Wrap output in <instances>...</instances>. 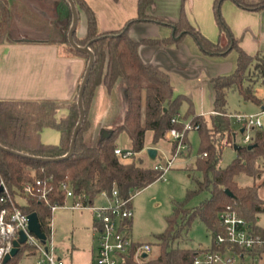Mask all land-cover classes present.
I'll use <instances>...</instances> for the list:
<instances>
[{"label": "trees", "instance_id": "obj_1", "mask_svg": "<svg viewBox=\"0 0 264 264\" xmlns=\"http://www.w3.org/2000/svg\"><path fill=\"white\" fill-rule=\"evenodd\" d=\"M62 1L68 8L67 19L62 25L65 36L62 46L68 55L84 57L87 70L90 55L71 45L67 35L73 24V12L68 0ZM73 1L78 12H83L87 18L85 37L80 38L76 30L74 40L79 46L89 44L95 55L83 95L85 120L77 135L74 153L70 158L60 161L40 159H55L69 152L74 130L80 119L77 99L0 100V145L10 150L0 148V188L4 182L22 212L27 215L36 213L42 231L49 237L53 218L51 207L65 203V184L76 196L86 195L82 198L85 203H93L102 192L111 196L114 189H118L124 199L134 197L159 180L163 172L154 167H145L143 159L137 157V154L145 149L147 131L153 132V144L156 145L161 140H169L168 133L172 128L182 129V124L172 123L173 117L180 116L183 120H191L200 125L197 130L200 135V156L191 179L193 187L187 190L184 200L174 201L173 211L166 218L167 228L157 235L159 253L153 259H143V264H193L201 250L180 247L178 244L185 240L196 220L205 223L214 240L215 235L221 232L219 215L228 205H233L242 217L256 226V230H260L257 221L259 214L264 213V204L259 199L258 187L255 184L240 186L237 177L241 174L250 177L258 175L257 163L259 160L264 161V130L252 128L254 138L248 146L253 147H241L236 150L237 157L228 166L219 167L225 147H234L235 137L239 133L231 123L229 93L238 92L245 101L260 104L261 99L256 94L255 85L260 81L264 82V51L251 56L234 39L221 11L225 0H215L214 11L220 35L227 37V44L211 41L194 27L188 20L184 7L179 19L170 22L174 27V36L163 40L136 41L129 34L135 23L163 22L150 14L157 0H138V17L127 22L121 30L110 33H99L96 14L86 0ZM232 1L247 10L264 9V0ZM10 17L9 0H0V44L10 38ZM185 35H191L207 55H226L231 50L238 52V64L234 73L213 79L214 113L208 116L195 114L192 106L182 114L183 104H190V99L184 95H176L170 76L145 62L140 55L142 44L178 43ZM119 81L124 82L127 99L124 122L109 130L97 145H90L86 134L92 128L89 114L96 91L100 86H105L112 93ZM62 111L66 112L61 114ZM46 128L60 132L59 143L47 144L42 141L41 134ZM123 133L128 135L131 149L135 153L127 160L116 153L119 137ZM37 180L48 187V200H42V193L38 191L41 188L38 187L34 194H24V185ZM201 194L206 196L198 205L190 206V202ZM1 195L2 191L0 198ZM5 208L13 210L10 200L0 201V214ZM127 226L131 230L132 221L127 222ZM1 244L0 236V246ZM33 257L34 250L25 243L7 264H34L26 263ZM128 263L135 264L132 256Z\"/></svg>", "mask_w": 264, "mask_h": 264}, {"label": "crops", "instance_id": "obj_2", "mask_svg": "<svg viewBox=\"0 0 264 264\" xmlns=\"http://www.w3.org/2000/svg\"><path fill=\"white\" fill-rule=\"evenodd\" d=\"M34 2H36L35 5H33ZM49 2L50 0H9L11 8L10 38L0 44V100H71L78 98L86 72V59L82 56L68 55L65 53L62 43L52 41V34L43 35L44 20H46L43 14L45 16L49 12L51 15L53 14L48 5ZM86 2L96 14L99 33L121 30L127 22L138 17V0H86ZM214 2L215 0H157L156 5L150 10V14L162 19L163 22L135 23L130 28V37L136 41H142L147 39L163 40L174 36V27L170 22H176L179 19L182 7H184L186 16L194 27L211 41L215 43L220 41L225 44L227 37L220 35L214 14ZM63 8L62 15L58 18L61 23L66 21L68 15L65 7ZM79 13L83 14L86 20L82 27L83 30H78L77 27L78 36L83 38L87 32V18L83 12ZM222 13L234 39L246 53L255 56L260 51H264V9L260 11L247 10L239 7L232 0H225L222 4ZM24 15H30L35 19L34 25L28 27L38 37L25 33L27 25H25ZM37 24H43V28L35 27ZM140 55L145 62L154 65L170 76L175 94L184 95L190 99L191 103L185 102L183 106L186 107V110L192 106L195 114L199 116H208L214 113L213 79L218 76L231 75L238 64L236 50H231L226 55H207L191 35H185L180 42L168 45L142 44ZM104 87L100 86L96 95V98L101 95L103 99L106 96L105 93L109 96L105 102L101 100V110L98 114L100 122L108 118L104 109L113 105L114 98L118 93L124 105L122 113L120 112L119 118L116 119V125L105 126L100 138L107 135L113 127L122 124L127 111L124 82L119 81L117 89L115 88L112 93L104 90L106 89ZM262 109L264 111V107ZM91 122L93 125V118ZM47 129L52 128H46L42 132ZM89 132L86 134V140ZM149 132L151 133L150 137H148ZM186 139L190 148L191 143L188 136ZM43 142L47 144L59 143L57 138ZM150 147L157 148L159 155V148L153 144V132L147 131L145 149L138 153L137 157L142 158L141 156L145 155L151 160L147 153V149ZM173 148L172 143L171 152H173ZM155 164H146L143 159L145 167H154ZM94 228L98 237L99 230L95 220ZM144 244L152 246L150 242ZM98 250L99 246L97 247V261ZM147 258L142 257L139 261L133 258V260L135 264H143V259ZM29 262L33 263L34 257L29 258L26 263Z\"/></svg>", "mask_w": 264, "mask_h": 264}, {"label": "rangeland", "instance_id": "obj_3", "mask_svg": "<svg viewBox=\"0 0 264 264\" xmlns=\"http://www.w3.org/2000/svg\"><path fill=\"white\" fill-rule=\"evenodd\" d=\"M35 4L36 2L33 3V5ZM48 5L50 6V11H53V18L50 12L46 16L43 14V17L46 18V20H44L45 31L43 35L52 34V41L56 43H62L65 39L64 32L62 30V25L64 22H59L58 18L62 15L61 12L62 9H64L63 7H65L67 12L68 8L62 0H50ZM79 15L78 30H83L82 27L86 20L83 14L81 15L79 13ZM24 16L25 25H27V27L25 26V33H27L29 36H37L34 32H32V29H29L28 27L30 25H34L33 22H36L35 19L31 18L30 15ZM35 27L43 28V24H37V26ZM28 29L31 32H27L29 31ZM227 43L228 39L226 40L225 44ZM104 90L107 91V89ZM255 90L257 96L261 99L260 104L252 101H245V99L238 92H230L228 95L229 112H231L232 114L250 115L263 111L262 108L264 107V82H258L255 85ZM105 94L106 96L104 99L101 95H98L96 98V91L92 108L90 110L89 118L90 120H92L93 118L94 121L87 137V142L90 145H97L101 139L100 135L103 131L102 129L110 124L116 125V119L119 118L120 112L122 113L124 104L118 93L114 98L113 105L108 108L105 107L104 109L106 115H108V118H106L102 122L99 121L98 114L101 110V100H104L105 102V100L109 97L107 93ZM186 111V107L183 106L181 113L184 114ZM63 113L64 112H61V114ZM261 121L262 129L264 130V114L261 115ZM231 123L234 129L239 132L235 139L236 144L241 147L248 146V144L243 141V137L246 135V132H244L243 134L240 133L243 125L237 122L235 118H232ZM248 133L253 139L254 130L251 129ZM150 136L151 133L149 132L148 137ZM187 136L191 143V147L189 148L188 146L186 150L172 162L170 169L165 173L163 179H159L148 187L144 188L134 196L132 201L134 216L132 218L131 237L143 244L145 242H150L152 244V250L149 253L147 260L157 257L159 253L157 235L164 232L167 228L166 218L167 216L171 215L173 211L174 201L184 200L187 195V190L193 187L191 179L192 175L195 173L196 161L200 156V135L197 130H190L187 133ZM41 138L45 142L54 138H57L58 141H60L61 135L60 132L56 129H47L42 132ZM118 145L121 149L124 150L131 149V141L126 133L120 135ZM156 146L160 151L156 160H150L145 155L144 157L141 156L146 164L154 165L155 162L166 164L169 159H172L175 151L171 152L172 143L170 141L163 140L156 144ZM236 157L237 152L235 148L232 146H226L223 151L219 167L225 168ZM257 174L258 175H256V177H250L241 174L237 177V181L238 184L243 187L252 186L255 184L258 187L259 199L264 204L263 160H259L257 163ZM205 196L206 194H201L200 196L194 198L190 202V206L193 207L198 205ZM105 203V199L101 197L97 198L94 201L95 205H103ZM71 204L72 200H67V205L71 206ZM258 217L259 218L257 224H259L260 226H264V213L259 214ZM52 227V241L55 245V254L56 256L61 257L65 264H82L85 262L98 264L96 256L97 247L99 246V240L95 234L96 230L94 228V214L91 210L71 209L70 207L60 208L53 214ZM212 244L213 235L211 230L208 229L205 223L196 220L193 222L191 228L187 232L185 240L180 242L178 246L204 251L210 249L212 247Z\"/></svg>", "mask_w": 264, "mask_h": 264}, {"label": "built area", "instance_id": "obj_4", "mask_svg": "<svg viewBox=\"0 0 264 264\" xmlns=\"http://www.w3.org/2000/svg\"><path fill=\"white\" fill-rule=\"evenodd\" d=\"M260 114H232L237 122L243 125L246 135L243 141L249 144L252 140L248 133L252 128H262ZM173 124H182L183 128H172L168 137L175 146V154L166 164L156 163L155 170L162 171L160 179H163L165 173L170 169L172 162L182 154L188 144L186 142L187 133L190 130H199L200 125L194 124L191 120H183L180 116L172 119ZM116 153L124 160L132 158L135 153L130 150L117 148ZM207 154L205 153L204 156ZM3 187L1 202L11 201L13 210L5 208L0 214V236L2 244L0 246V264H4V259L14 248V241L20 237V232L27 234L26 244L35 252L34 264H65L61 257L55 254V245L52 241L53 227L51 220L50 236L42 240L29 231L28 215L19 209L10 195L6 184L2 182ZM41 191L42 200H48V187L41 180L35 183H26L23 192L26 195H32L36 189ZM66 188V201L64 204H54L51 207L52 214L60 208L71 209H89L94 214V220L99 230V250L98 264H128V259L135 258L141 260L144 253H150L152 246L135 242L131 237V230L127 222L132 221L134 216L132 201L133 196L124 199L120 196L118 189H114L112 195L105 191L98 198H104L106 203L95 205L94 202L85 203L82 198L86 195L76 196L73 190ZM71 199V206L67 205V200ZM53 219V218H52ZM221 232H218L213 240L212 247L208 250L199 252L193 264H264V226H256L242 217L233 205H228L219 215Z\"/></svg>", "mask_w": 264, "mask_h": 264}, {"label": "water", "instance_id": "obj_5", "mask_svg": "<svg viewBox=\"0 0 264 264\" xmlns=\"http://www.w3.org/2000/svg\"><path fill=\"white\" fill-rule=\"evenodd\" d=\"M68 2L70 3L71 8H72V12H73V24H72V27H71L70 32H69V41H70L71 45L76 50H79L81 52H85V53L89 54L90 55V61H89L87 70L85 72V76L83 78V81L81 83V86H80V89H79V93H78L77 101H78V105H79V108H80V119H79V122H78L75 130H74V134H73V139H72V142H71L70 150L63 157H59V158H55V159L40 158V159H43L45 161H60V160H64V159L70 158L73 155L74 150H75V146H76L77 135H78V133H79V131H80L82 125H83L84 120H85V109H84V106H83V95H84V91H85L86 85H87V83L89 81L94 62H95V55H94L93 51L91 50L90 45L88 44L86 46H79L74 40V33L77 30L78 23H79V12H78L76 4L74 3L73 0H68ZM165 111H167V109H165ZM244 132H245V128H242L241 129V133L243 134ZM235 139H236V137H235ZM252 147H253V145H249L248 146V148H250V149ZM0 148H3L5 150L10 151L9 149H6V148L2 147L1 145H0ZM234 148H235V150H239L241 148V146H238L236 144V141H235L234 142ZM147 153H148L149 157L152 160H156L157 155H158V149L155 148V147H150V148L147 149ZM0 191H3V187L0 188ZM227 193L230 196H233V194L229 190H227ZM28 218H29V231H30V233L35 234L37 237H39L40 239L45 241L47 236L41 229V224H40L38 215L36 213H31V214L28 215ZM26 240H27L26 232L21 231L20 232V237L17 240L14 241V248L12 249V251L8 255H6V257L4 259V264H7V262L11 258H13L14 256H16L18 254V252L20 251L21 246L26 243ZM142 257L143 258H147L148 257V253H144L142 255Z\"/></svg>", "mask_w": 264, "mask_h": 264}]
</instances>
